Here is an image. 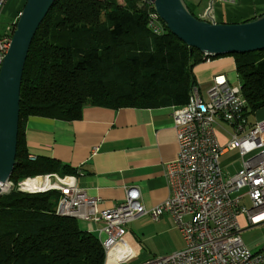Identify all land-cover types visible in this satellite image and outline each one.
I'll return each mask as SVG.
<instances>
[{
	"label": "trees",
	"instance_id": "trees-1",
	"mask_svg": "<svg viewBox=\"0 0 264 264\" xmlns=\"http://www.w3.org/2000/svg\"><path fill=\"white\" fill-rule=\"evenodd\" d=\"M146 7L144 0H56L25 66L10 181L74 174L52 158H30L24 133L29 117L73 121L85 107L183 106L198 85L195 67L208 58L232 56L246 114L264 108L263 50L206 56L165 23L163 33L152 31ZM16 22L10 23L13 33ZM59 197L55 190L0 195V264H104L97 235L80 232L75 218L56 213Z\"/></svg>",
	"mask_w": 264,
	"mask_h": 264
},
{
	"label": "built area",
	"instance_id": "built-area-1",
	"mask_svg": "<svg viewBox=\"0 0 264 264\" xmlns=\"http://www.w3.org/2000/svg\"><path fill=\"white\" fill-rule=\"evenodd\" d=\"M7 1L0 0V16ZM150 8L149 28L161 34L163 21L153 4ZM13 27L7 26L0 35V69L11 46ZM241 89V85L233 87L225 74H218L206 94L196 86L185 105L171 106L178 156L166 165L169 197L150 209L144 206L140 189L129 186L123 201L99 210V198L78 186L76 174L26 177L15 185L25 193L58 191L56 213L75 218L80 232L97 235L105 252L104 264L126 262L136 256L125 238L128 223L142 215L158 220L166 213L171 215L185 247L142 264H264V253H253L244 244L238 222L239 213L247 214L253 225L264 222V120L251 123L246 117ZM219 122L233 128L225 145L216 136ZM236 150L246 155L243 166L235 175L226 176L220 167L221 156ZM38 179L46 185L29 190L27 184ZM6 183L8 188L14 186L12 181ZM244 189L251 209L240 205L242 196H231ZM88 222L100 226L89 229L84 225Z\"/></svg>",
	"mask_w": 264,
	"mask_h": 264
},
{
	"label": "crops",
	"instance_id": "crops-1",
	"mask_svg": "<svg viewBox=\"0 0 264 264\" xmlns=\"http://www.w3.org/2000/svg\"><path fill=\"white\" fill-rule=\"evenodd\" d=\"M25 1H7L3 12L11 15L10 23L17 21ZM188 1L191 4L187 3L188 6L199 18L217 23H239L264 14V0ZM234 69L236 71L232 56L209 58L194 69L197 86L210 85L218 74L228 77ZM171 113V106L85 107L82 118L73 121L31 116L24 131L29 156L32 159L49 157L57 165H67L74 170L78 186L99 198V210L112 208L123 201L125 188L129 186L140 189L142 202L150 209L170 195L166 165L177 158L179 151ZM256 114L257 119L251 123L264 120V108ZM226 124L219 122L215 126L221 145L231 139L233 131L232 126L228 124L232 129L229 131ZM245 158L239 150L224 152L220 163L222 172L226 176L235 175ZM231 196H242L240 205L252 208L246 189L234 191ZM238 222L246 247L253 253H264V222L253 225L245 213H239ZM84 225L89 229L100 226L90 222ZM125 238L137 252L136 256L114 264H142L185 247L182 235L168 213L158 220H153L150 215L138 217L125 226Z\"/></svg>",
	"mask_w": 264,
	"mask_h": 264
},
{
	"label": "water",
	"instance_id": "water-1",
	"mask_svg": "<svg viewBox=\"0 0 264 264\" xmlns=\"http://www.w3.org/2000/svg\"><path fill=\"white\" fill-rule=\"evenodd\" d=\"M167 28L206 56L264 50V14L239 23L198 19L186 0H149ZM56 0H26L0 69V195L17 163L21 85L30 47Z\"/></svg>",
	"mask_w": 264,
	"mask_h": 264
},
{
	"label": "rangeland",
	"instance_id": "rangeland-1",
	"mask_svg": "<svg viewBox=\"0 0 264 264\" xmlns=\"http://www.w3.org/2000/svg\"><path fill=\"white\" fill-rule=\"evenodd\" d=\"M187 1V3L188 4H190V2L188 1V0H186ZM119 2H121L122 3V0H119ZM150 3L148 4V6H149V8L148 7H146V8H148V9H150V4H153L151 1H149ZM25 3H26V1H25ZM25 5V4H24ZM141 5H142V3H141ZM191 5V4H190ZM24 7V6H23ZM153 7H154V4H153ZM154 9H155V7H154ZM21 12V11H20ZM20 14V13H19ZM257 18V17H256ZM11 19H12V17H11V15L8 13V12H3L2 14H1V16H0V33H2V32H4V30H5V27L8 25V24H10V22H11ZM200 19H202V18H200ZM203 20H206V19H203ZM207 21H213V20H207ZM215 22V21H214ZM163 23H165L164 21H163ZM263 53H264V50H263ZM210 56V55H209ZM209 59V58H208ZM2 67V66H1ZM228 78H229V80H230V83H231V85L233 86V87H239L240 86V79H239V76L237 75V73H236V71H235V69L234 70H232L231 72H229L228 73ZM210 85H205V86H200V89H201V92L203 93V94H206L207 93V89H208V87H209ZM257 113V112H256ZM250 114V115H247L246 114V117L251 121V122H254L256 119H257V114ZM229 131H231L232 129H231V127L228 125V124H226V125H224ZM7 184V183H6ZM5 184V185H6ZM1 189H2V186H1ZM13 189H15V190H18V191H20L19 189H18V187L14 184V186L12 187V188H8V186H7V188H6V191H2V193L3 194H5V193H9V192H11ZM42 189V188H41ZM21 192H23V191H21Z\"/></svg>",
	"mask_w": 264,
	"mask_h": 264
},
{
	"label": "bare ground",
	"instance_id": "bare-ground-1",
	"mask_svg": "<svg viewBox=\"0 0 264 264\" xmlns=\"http://www.w3.org/2000/svg\"><path fill=\"white\" fill-rule=\"evenodd\" d=\"M159 15V14H158ZM160 17V16H159ZM10 181V180H8ZM46 184H43L41 179H38V180H35V181H32L30 183L27 184L28 186V189L31 190V191H34V190H39L40 188H42L43 186H45ZM8 185H3L2 186V191H6V188H7Z\"/></svg>",
	"mask_w": 264,
	"mask_h": 264
}]
</instances>
